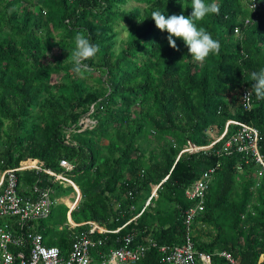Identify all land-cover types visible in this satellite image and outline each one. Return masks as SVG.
I'll return each instance as SVG.
<instances>
[{
	"label": "trees",
	"instance_id": "trees-1",
	"mask_svg": "<svg viewBox=\"0 0 264 264\" xmlns=\"http://www.w3.org/2000/svg\"><path fill=\"white\" fill-rule=\"evenodd\" d=\"M216 2L220 14L198 26L221 50L201 65L182 38L173 37L172 48L151 17L156 10L188 16L191 0H0V175L28 158L60 172L67 159L74 165L67 175L81 190L72 218L112 230L138 215L158 186L120 233L93 235L102 243L88 264L123 246L128 234L132 246L157 243L135 264H164L159 247L186 240V188L211 168L205 209L192 225L196 247L264 264V166L236 147L219 154L240 128L232 120L259 129L264 157V100L253 93L250 110L243 103L250 73L264 68V0ZM78 32L99 46L84 76L71 63ZM86 116L94 123L84 127ZM226 130L209 149L184 151L190 143L210 145ZM17 173L24 196L35 197V186L54 191L50 215L34 223L45 244L65 255L75 234L70 207L58 197L75 188L44 170Z\"/></svg>",
	"mask_w": 264,
	"mask_h": 264
},
{
	"label": "built area",
	"instance_id": "built-area-1",
	"mask_svg": "<svg viewBox=\"0 0 264 264\" xmlns=\"http://www.w3.org/2000/svg\"><path fill=\"white\" fill-rule=\"evenodd\" d=\"M238 32V29H236ZM248 89L243 94L244 105L248 103L245 95L250 92ZM252 107V95H251ZM84 127L94 123L89 117L81 121ZM239 124L240 128L224 143L219 154H231L236 147L239 152H244L264 166V157L259 149L260 131L257 127L239 123L238 121H229ZM227 130L215 141L206 146H197L190 143L184 151L197 152L202 149H209L214 143L221 140ZM60 165L63 170L56 172L49 168H44L37 159L28 158L21 161L16 168L4 170L0 177V264H88L91 250L98 248L102 239L95 238V233H115L120 231L132 220L136 219L152 202L153 197H157V188L147 199L142 211L132 220L116 229H108L97 221H87L77 223L70 219L71 227L89 224L90 229L75 233L71 250L68 255H64L57 246H48L44 242V235L38 229L34 228V222L46 218L50 215L54 200L52 199V189H39L34 187L36 196H24L19 191L20 181L19 171L27 169L44 170L57 180L66 185H72L75 188L74 200L70 207V212L76 207L80 197L77 191L76 183L67 175L68 171L74 168V165L67 159H61ZM216 168L206 170L202 176L191 183L185 191L186 197L192 201V205L185 210L186 240L183 244L172 246L162 245L159 250L163 256L164 264H216L214 257L224 259L226 264H240L231 252L227 250H218L214 253L199 250L193 240L192 225L198 216L205 209L207 192L211 181L213 180ZM18 226L19 231L14 230ZM135 236L128 234L123 239V246L112 248L104 255L99 264H135L138 263L151 247H157V243L150 239L146 243L132 246Z\"/></svg>",
	"mask_w": 264,
	"mask_h": 264
},
{
	"label": "clouds",
	"instance_id": "clouds-1",
	"mask_svg": "<svg viewBox=\"0 0 264 264\" xmlns=\"http://www.w3.org/2000/svg\"><path fill=\"white\" fill-rule=\"evenodd\" d=\"M191 8V14L188 16L173 14L166 17L159 10H156L151 13V17L158 29L168 32L167 40L172 48H177L173 37L182 38L188 47L191 58L203 65L210 55L220 54L221 44L204 27L198 26V22L204 21L211 14L219 15L220 4L216 0H212L211 3H207L206 0H191ZM74 40L75 48L71 52L73 71L84 76L93 71L85 61L91 60L97 55L99 46L92 44L85 35L79 32L75 35ZM250 76L253 83L251 91L245 95L248 103L244 105L248 110L251 108V95L253 93L257 101L264 100V68L259 71H252Z\"/></svg>",
	"mask_w": 264,
	"mask_h": 264
},
{
	"label": "crops",
	"instance_id": "crops-1",
	"mask_svg": "<svg viewBox=\"0 0 264 264\" xmlns=\"http://www.w3.org/2000/svg\"><path fill=\"white\" fill-rule=\"evenodd\" d=\"M35 160H37V159H35ZM0 177H1V175H0ZM54 192V191H53ZM53 192H52V194H53ZM73 193H75L74 191H72ZM69 194H63V195H61V196H59L58 197V202L60 201V198H63L64 196H68ZM73 195V194H72ZM73 198H74V195H73ZM72 199V198H71ZM71 199H70V201H71ZM73 200L74 199H72V201H71V203H66L68 206H70L71 204H72V202H73ZM67 217H68V222L70 223V219H72L73 221H74V219L72 218V214H71V212H70V209H69V211H68V214H67ZM90 221H93V220H90ZM34 228L35 229H38V225L37 224H35L34 223ZM69 229H71V230H73V235L75 234V233H78V232H80V231H77L76 229L77 228H72L71 227V223H70V226H69ZM14 230H16V231H19V228L17 227V228H14ZM73 243V242H72ZM71 247H72V244H71ZM71 247L70 248H68L67 249V252H66V254L65 255H68L69 254V252H70V250H71ZM93 250H91V252H90V259L92 258L93 259V257L91 256L92 255V252ZM89 259V260H90ZM91 259V260H92Z\"/></svg>",
	"mask_w": 264,
	"mask_h": 264
},
{
	"label": "rangeland",
	"instance_id": "rangeland-1",
	"mask_svg": "<svg viewBox=\"0 0 264 264\" xmlns=\"http://www.w3.org/2000/svg\"><path fill=\"white\" fill-rule=\"evenodd\" d=\"M124 34V36H126V33H123ZM59 36H57V38H58ZM52 51H54L55 53H57V50H58V48L57 47H54V48H52L51 49ZM86 117H88V116H86ZM86 117H84V118H86ZM104 142H107V140H105ZM156 188V187H155ZM154 190V189H153ZM67 194H69L68 196H64L63 198H60V201L59 202H64V203H71V201H72V199H74L73 198V195H74V193L71 191V192H68ZM73 194V195H72ZM52 196H53V194H51ZM156 197V196H155ZM72 198V199H71ZM53 199V198H52ZM70 199H71V201H70Z\"/></svg>",
	"mask_w": 264,
	"mask_h": 264
},
{
	"label": "water",
	"instance_id": "water-1",
	"mask_svg": "<svg viewBox=\"0 0 264 264\" xmlns=\"http://www.w3.org/2000/svg\"><path fill=\"white\" fill-rule=\"evenodd\" d=\"M77 191L80 192V197H81V190H80L79 186H77Z\"/></svg>",
	"mask_w": 264,
	"mask_h": 264
}]
</instances>
